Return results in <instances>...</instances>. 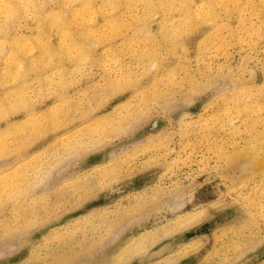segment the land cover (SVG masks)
Masks as SVG:
<instances>
[{
  "label": "rangeland",
  "instance_id": "374dc122",
  "mask_svg": "<svg viewBox=\"0 0 264 264\" xmlns=\"http://www.w3.org/2000/svg\"><path fill=\"white\" fill-rule=\"evenodd\" d=\"M229 9L169 50L161 14L134 31L138 2L86 63L55 58L51 80L38 68L24 95L2 82L0 264H126L143 237L127 264H264V0ZM35 18L11 28L34 37ZM143 28L157 56H133Z\"/></svg>",
  "mask_w": 264,
  "mask_h": 264
},
{
  "label": "bare ground",
  "instance_id": "6f19581e",
  "mask_svg": "<svg viewBox=\"0 0 264 264\" xmlns=\"http://www.w3.org/2000/svg\"><path fill=\"white\" fill-rule=\"evenodd\" d=\"M49 1L50 0L47 2ZM97 1L98 0H57L60 8H58V10H52L46 4V0H0V85L2 82L11 78L17 83L15 85L16 92H21L24 95L25 88L30 86V84L27 83L32 77L30 74L34 73V75H36V70L38 68L43 69V72L40 74L42 79L46 78L47 80H51L50 75L56 73L54 71H57L53 68L55 65L61 63L60 61L53 63L52 61H56L55 58L60 57L63 59L68 56L78 60V63H86L90 54L93 52L94 45L104 43L110 46L113 41V36L116 34L118 35L124 29L126 24L122 17L123 13H120L121 9L132 8L138 2L144 4V10L141 14L133 15L131 18L134 24V31L137 33L140 32L139 28H141V23L142 21L146 22V18L150 17V15H148L149 13L161 14L163 19L159 31H161L164 40L170 39L172 41L168 46L169 50H174L179 44V39L189 28L206 20H216L217 15L215 13V6L217 4L223 6L227 12L230 11V0H201L200 3H197L196 0H101L102 4H98ZM235 1L238 0H233V2ZM28 12H32L37 21V33L34 37L18 34L11 28V24L14 21H17V19ZM101 16L105 19V27L107 26L109 32H106V29L97 26L96 22ZM167 24L170 25V27ZM49 27L56 29L58 33L59 38L56 46H53L54 44L50 43L47 39L51 29ZM73 27H76V29L73 30ZM143 29L144 31L138 35L143 37L145 45L141 46L139 50L133 51V56L136 58L157 56L156 51L159 47L155 44L156 36H146V28ZM133 41L134 40H130L129 42L132 43ZM146 41H149L154 45L150 49H146ZM120 44L122 45L123 43ZM107 54L112 57L116 56L111 54V52L106 53V55ZM104 58L105 57L102 56L101 60ZM153 65L156 66L155 64ZM47 69H50L51 72L48 73L47 71L50 70ZM169 78H171V76H169ZM121 85L122 83H118V86ZM1 103L2 102H0V104ZM5 113H8V111L3 105H0V115H4ZM97 123H99V121ZM230 124L231 123L228 125ZM123 129H125V127ZM239 152L230 153L227 159L233 158L234 155ZM259 163L260 162H258V164ZM263 164L261 162L259 165L260 168ZM259 166H256L255 169H258ZM44 179L45 178H43V180ZM42 183H46V181L44 180ZM48 184L45 185V188H47L46 186H48ZM41 185L42 184H40V186ZM36 186L39 185H35V187ZM40 188L41 187H39V191ZM195 216L196 215H194V217L192 216V218H195ZM156 237H158V235ZM148 239L149 237L139 239L135 244V250L132 249L135 252L145 250L147 248V242H151ZM130 250L131 246L127 248L121 256V259L124 260L126 264L128 260H132V258L129 259V257L135 253L132 252V250L130 253ZM181 252L182 251H180V253ZM184 253L186 252L183 250V254ZM66 258L63 259L64 262L65 260H69L71 256ZM126 258L128 260H125ZM48 263L49 262L46 264Z\"/></svg>",
  "mask_w": 264,
  "mask_h": 264
}]
</instances>
